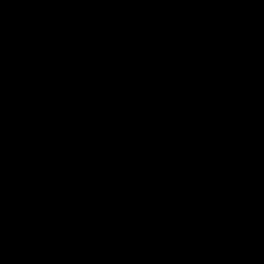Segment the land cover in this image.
Segmentation results:
<instances>
[{"label":"water","instance_id":"95a60500","mask_svg":"<svg viewBox=\"0 0 264 264\" xmlns=\"http://www.w3.org/2000/svg\"><path fill=\"white\" fill-rule=\"evenodd\" d=\"M229 163L257 264H264V0H203Z\"/></svg>","mask_w":264,"mask_h":264}]
</instances>
